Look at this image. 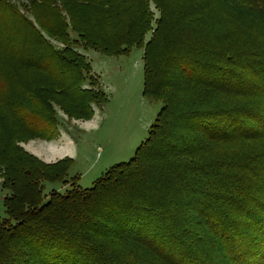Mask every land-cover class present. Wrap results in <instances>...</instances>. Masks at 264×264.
<instances>
[{
	"label": "trees",
	"instance_id": "obj_1",
	"mask_svg": "<svg viewBox=\"0 0 264 264\" xmlns=\"http://www.w3.org/2000/svg\"><path fill=\"white\" fill-rule=\"evenodd\" d=\"M26 2L33 20L0 0V264H264V0ZM147 35L148 137L92 187L43 194L69 160L18 143L59 136L55 105L106 99L76 48Z\"/></svg>",
	"mask_w": 264,
	"mask_h": 264
},
{
	"label": "rangeland",
	"instance_id": "obj_2",
	"mask_svg": "<svg viewBox=\"0 0 264 264\" xmlns=\"http://www.w3.org/2000/svg\"><path fill=\"white\" fill-rule=\"evenodd\" d=\"M8 1L16 3L26 17L33 20L23 5L27 4V0ZM151 9L157 18L159 14L154 5ZM14 34L19 35V32ZM149 38L147 35L144 44L139 38L132 44L121 42L114 49L121 51L113 54L94 48L84 49L82 46L76 48L91 63L93 75L99 81L96 89L100 88L106 99L101 106L95 101L88 102L94 112L90 118L83 117L88 110L85 105L75 109L76 115H68L55 105L59 136L52 140L36 137L18 143L28 152L35 147L53 159L45 161L39 157L45 163L53 164L66 158L69 160L66 174L68 183L59 179L43 181V194H49L52 190L65 191L72 180L82 188L92 187L112 166L132 159L136 149L146 140L162 107L160 101L144 95L143 55ZM51 40L57 47H64L58 40ZM14 42L17 40L14 39ZM85 87L90 88V85L85 84ZM64 94L69 97L71 92L66 90ZM1 182L0 177V216L5 217L4 197L8 191Z\"/></svg>",
	"mask_w": 264,
	"mask_h": 264
},
{
	"label": "crops",
	"instance_id": "obj_3",
	"mask_svg": "<svg viewBox=\"0 0 264 264\" xmlns=\"http://www.w3.org/2000/svg\"><path fill=\"white\" fill-rule=\"evenodd\" d=\"M30 152L33 153L34 155L40 157L41 159H43L45 161H51V160H53L52 158H50V157L48 158L46 155H44L41 150H38V148L36 150L35 147H32V148H30Z\"/></svg>",
	"mask_w": 264,
	"mask_h": 264
}]
</instances>
